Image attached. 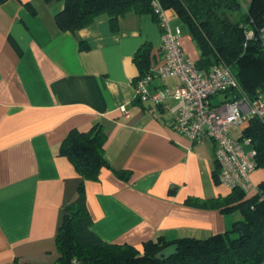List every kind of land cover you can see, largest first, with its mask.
Segmentation results:
<instances>
[{"label":"crops","instance_id":"obj_1","mask_svg":"<svg viewBox=\"0 0 264 264\" xmlns=\"http://www.w3.org/2000/svg\"><path fill=\"white\" fill-rule=\"evenodd\" d=\"M63 6L45 0L0 5V264H54L63 209L81 180L60 144L71 130L85 132L97 122L104 125L110 167L85 181V190L92 229L103 240L140 248L158 236L205 238L232 228L239 211L193 205L229 191L215 179L213 141L193 142L173 129L174 99L136 98L142 76L135 53L148 43L150 67L161 62L152 15L128 13L117 30L100 16L81 29L59 31L54 18ZM167 15L179 27L176 14ZM181 35L185 55L196 61L189 33ZM178 83L172 76L146 88ZM215 97L216 104L228 99ZM113 169L129 175L120 178ZM251 180L264 181V169L256 168Z\"/></svg>","mask_w":264,"mask_h":264},{"label":"trees","instance_id":"obj_2","mask_svg":"<svg viewBox=\"0 0 264 264\" xmlns=\"http://www.w3.org/2000/svg\"><path fill=\"white\" fill-rule=\"evenodd\" d=\"M8 0H0V5ZM63 1V9L54 18L59 31L81 29L100 16H107L112 30L128 13H150L154 20L153 0H45ZM163 8L172 10L188 25V33L198 50L195 61L199 70L207 72L222 63L236 77L238 87L226 92L228 100L257 91L264 92V47L260 29L264 26V0H158ZM25 5L33 12L32 4ZM253 31L251 38L245 32ZM182 36V35H181ZM151 45L144 44L133 57L144 76L150 67ZM255 148L256 168L264 169V119L252 117L242 132ZM106 133L101 122L88 131L71 130L59 148L81 180L75 197L63 209L55 242L54 264H260L264 261V181L257 192L240 189L208 200L194 199L193 205L239 211L241 218L232 228L205 238L180 237L166 240L158 236L137 248L128 243L107 242L92 229V218L86 205L85 181L96 180L102 168L110 167L105 157ZM114 170L116 176L127 178L129 171ZM216 179V175H215ZM242 225L243 229L237 225ZM177 244V253L164 259L155 258L163 247ZM27 264V263H22Z\"/></svg>","mask_w":264,"mask_h":264},{"label":"built area","instance_id":"obj_3","mask_svg":"<svg viewBox=\"0 0 264 264\" xmlns=\"http://www.w3.org/2000/svg\"><path fill=\"white\" fill-rule=\"evenodd\" d=\"M152 9L160 30L161 62L135 81L136 98L154 104L174 99L173 129L193 142L205 137L213 141L217 182L229 191L257 192L259 186L251 180L256 169V151L248 138H242V132L244 120L248 123L252 117L264 119V92L257 91L253 99L243 95L213 103V97L238 87L236 77L222 63L213 65L207 72L199 70L182 49L181 29L171 27L167 11L158 0H153ZM245 35L251 38L253 31L247 30ZM260 38L264 47V26L260 29ZM172 76L179 80L174 88L147 90L149 81Z\"/></svg>","mask_w":264,"mask_h":264},{"label":"water","instance_id":"obj_4","mask_svg":"<svg viewBox=\"0 0 264 264\" xmlns=\"http://www.w3.org/2000/svg\"><path fill=\"white\" fill-rule=\"evenodd\" d=\"M237 227L243 229L242 225H240V224H238ZM177 247H178V245L175 243L167 245V246L163 247L162 249H160L155 254V258L164 259V258H167V257L173 255V254H176L178 252Z\"/></svg>","mask_w":264,"mask_h":264},{"label":"rangeland","instance_id":"obj_5","mask_svg":"<svg viewBox=\"0 0 264 264\" xmlns=\"http://www.w3.org/2000/svg\"><path fill=\"white\" fill-rule=\"evenodd\" d=\"M177 23H178V25H179V27H180V29H181V31H182V34L186 35V34L188 33V25H187L186 23H183V22L180 21V20H178ZM217 100H218L217 97H213V98H212V101H213V102H214V101H217ZM223 188H224V187H223ZM224 189H225V188H224ZM225 190H227V189H225Z\"/></svg>","mask_w":264,"mask_h":264}]
</instances>
